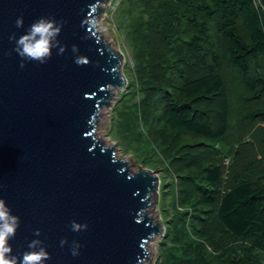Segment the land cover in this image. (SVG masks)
<instances>
[{"label":"trees","instance_id":"trees-1","mask_svg":"<svg viewBox=\"0 0 264 264\" xmlns=\"http://www.w3.org/2000/svg\"><path fill=\"white\" fill-rule=\"evenodd\" d=\"M119 8L134 66L126 63L111 123L150 163L134 155L138 162L161 170L157 264H264L262 7L122 0ZM236 105L244 109L230 123Z\"/></svg>","mask_w":264,"mask_h":264},{"label":"water","instance_id":"water-1","mask_svg":"<svg viewBox=\"0 0 264 264\" xmlns=\"http://www.w3.org/2000/svg\"><path fill=\"white\" fill-rule=\"evenodd\" d=\"M107 1L0 0V199L20 221L9 240L13 255L39 239L50 254L45 264H147L148 242L164 229L149 213L157 172L131 171L114 145L94 135L112 89L127 85L123 54L96 30ZM41 17L62 24L57 40L65 52L53 47L45 63L24 60L21 68L9 36L19 38ZM72 222L87 228L72 231Z\"/></svg>","mask_w":264,"mask_h":264},{"label":"clouds","instance_id":"clouds-1","mask_svg":"<svg viewBox=\"0 0 264 264\" xmlns=\"http://www.w3.org/2000/svg\"><path fill=\"white\" fill-rule=\"evenodd\" d=\"M17 28L23 27V17H18L15 21ZM62 24H58L54 20L39 18L34 21L25 34L16 37L15 33L9 36V41H15V48L13 49L21 58L22 62L20 67H24V60L38 61L45 63L51 57V49L56 47L57 54L62 55L65 52V46L60 44L57 37L61 31ZM73 54L78 53L77 46H72ZM82 58L79 56L74 57V63L81 64ZM19 217L11 213V209L6 206L3 199H0V264H45V261L50 259V254L42 246L43 242L39 239L31 240L27 247L29 250L24 251L21 255H13L12 246L9 240L13 239L16 235V230L19 227ZM87 225L72 222L71 230L80 231L86 229ZM40 231L36 229L34 236H39ZM67 241L62 239L60 241L61 247ZM80 245L73 241L71 247V255H79L78 249Z\"/></svg>","mask_w":264,"mask_h":264},{"label":"rangeland","instance_id":"rangeland-1","mask_svg":"<svg viewBox=\"0 0 264 264\" xmlns=\"http://www.w3.org/2000/svg\"><path fill=\"white\" fill-rule=\"evenodd\" d=\"M121 1L122 0H108L107 2L101 4L103 11H101L97 17L96 30L101 34L102 38L105 41L110 43V45L115 50L120 51L123 54L121 70L127 81V77L125 75V73L127 72L125 69V66L127 65L126 63L127 62L129 63L131 69L134 66V61H133V57L129 53L131 51L129 42L126 39H124L125 38L124 30L120 24L121 12L119 5L121 4ZM123 90L115 91L116 93L113 95V98L110 100L111 101L110 105L104 106L103 108L100 109L99 112L100 115L97 119L94 135L97 138L101 139L105 143V145L106 144L114 145L115 156L127 160L131 171H136L140 167L153 170L150 167L142 165L140 162H138L135 159L134 155L137 156L139 161L141 162L144 161L143 156L139 155L138 154L139 152H137L133 146L130 147L123 144L120 137H118L116 125L115 124L112 125L111 123L112 108L115 105V102L117 101L120 92ZM243 109L244 108L240 105H236L235 108L234 107L230 108V123H234L242 115ZM260 124L263 125V123ZM244 139L251 140L249 135L245 136ZM151 156H153V154H151ZM148 163H150L148 160L144 161V164H148ZM160 171L161 170L156 171L158 177ZM160 203H161V199L159 196V188H158V199L155 200L152 206L150 207L151 208L150 212L157 219V221H159L163 225L160 215V208H159ZM163 234H164V229L161 235L157 236L155 239L151 240L148 243V247H150L149 250L151 251L150 252L151 259L149 258L150 261L148 260L147 264H157V260L160 256V240L162 239Z\"/></svg>","mask_w":264,"mask_h":264},{"label":"bare ground","instance_id":"bare-ground-1","mask_svg":"<svg viewBox=\"0 0 264 264\" xmlns=\"http://www.w3.org/2000/svg\"><path fill=\"white\" fill-rule=\"evenodd\" d=\"M115 91H117L116 89H112V96L116 93ZM104 107V106H103ZM102 107V108H103ZM99 112H100V110H99ZM97 138V137H96ZM107 145V144H106ZM151 209V208H150ZM150 211V210H149ZM150 214H151V212H149ZM152 215V214H151ZM153 216V215H152ZM154 217V216H153ZM155 218V217H154ZM156 219V218H155ZM157 237V236H156ZM149 243V242H148ZM150 247H148V249H149ZM150 251V250H149ZM151 254V253H150ZM150 257V256H149ZM148 260H146L144 263H146Z\"/></svg>","mask_w":264,"mask_h":264}]
</instances>
